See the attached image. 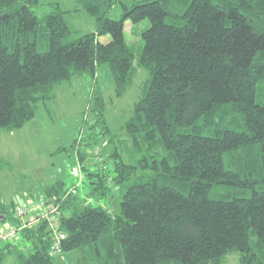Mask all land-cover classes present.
I'll return each instance as SVG.
<instances>
[{
	"label": "trees",
	"instance_id": "1",
	"mask_svg": "<svg viewBox=\"0 0 264 264\" xmlns=\"http://www.w3.org/2000/svg\"><path fill=\"white\" fill-rule=\"evenodd\" d=\"M45 1L0 0V129L22 128L57 84L94 78L100 66L122 97L135 76L125 21H149L139 57L148 78L121 139L94 93L85 146L104 137V147L117 146L97 151L94 169L81 167L85 197L61 181L44 188L56 226L24 227L13 208L16 225L2 232L15 236L0 241V264L10 255L18 264L62 255L75 264H215L232 251L240 264H264V0H76L96 28L71 41L58 4L36 15ZM114 3L119 19L109 16ZM7 217L0 203V222ZM56 232L66 237L52 254Z\"/></svg>",
	"mask_w": 264,
	"mask_h": 264
},
{
	"label": "rangeland",
	"instance_id": "2",
	"mask_svg": "<svg viewBox=\"0 0 264 264\" xmlns=\"http://www.w3.org/2000/svg\"><path fill=\"white\" fill-rule=\"evenodd\" d=\"M122 1L130 6L142 0ZM51 3L58 4L61 10L68 12L66 20L71 28L69 41L95 31V19L78 10L76 0H47L35 10L36 15L41 17L47 13ZM121 14V4L114 3L109 11L110 18L119 19ZM149 26L148 20L138 23L124 22V38L134 56L135 76L122 97H116L108 70L100 66L94 78L87 75L74 76L69 81L57 84L53 89L52 100L46 106L38 105L35 117L22 128L0 129V203L5 204L8 209L7 219L0 222V233L6 226L16 225L13 208L42 199L44 188L56 181L63 182L65 188L76 186L80 194L83 191L85 197L86 187L81 184V167L94 169L90 164L98 159L97 151L105 157L117 146L116 143L104 147L103 142L108 137H101L94 150L85 146L90 127L95 121L92 112L94 93L102 92L107 126L113 135L121 139V127L129 118L133 104L148 78V71L139 64V57L143 47L141 34ZM109 40V36L99 38L101 43ZM97 131L100 130L97 128ZM77 150L85 154L83 162H79ZM114 200L117 201H109L111 213L117 212ZM3 264L18 262L15 256L10 255ZM55 264L75 262L70 256L62 255L55 258ZM215 264H240L239 254L232 251Z\"/></svg>",
	"mask_w": 264,
	"mask_h": 264
},
{
	"label": "built area",
	"instance_id": "3",
	"mask_svg": "<svg viewBox=\"0 0 264 264\" xmlns=\"http://www.w3.org/2000/svg\"><path fill=\"white\" fill-rule=\"evenodd\" d=\"M58 206L53 201H44L39 199L36 203H29L26 206L16 207L15 215L22 220L24 227L36 225L42 219L50 221L52 226H56V216L58 215ZM15 236V231L6 229L0 234L1 240L12 239ZM65 234L56 232L52 246V254L60 252L61 241L65 239Z\"/></svg>",
	"mask_w": 264,
	"mask_h": 264
}]
</instances>
